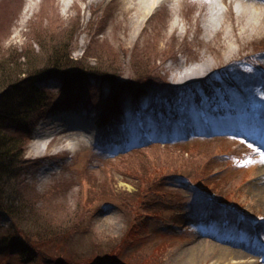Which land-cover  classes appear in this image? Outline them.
<instances>
[{
    "label": "rangeland",
    "instance_id": "374dc122",
    "mask_svg": "<svg viewBox=\"0 0 264 264\" xmlns=\"http://www.w3.org/2000/svg\"><path fill=\"white\" fill-rule=\"evenodd\" d=\"M66 3L0 0V17L9 13L0 18V62L9 58L23 70L18 92L0 100V112L37 91L48 109L53 105L30 126L18 181L0 171V264H20V252L3 245L25 235L41 256L77 248L83 257L77 264H103L96 260L102 256L119 264H264V0H248L250 37L229 52L221 41H206L210 26L200 16L224 13V31L216 37L228 34L231 16L220 0H181L158 9L137 42L125 40L115 2ZM41 32L36 42L43 49L36 42L31 48ZM60 44L73 62L66 55L61 61ZM11 48L33 57L18 61L8 55ZM109 57L121 63L119 72ZM81 59L84 65L75 63ZM82 66L97 72L80 76ZM48 68L63 74H36ZM157 81L171 92H161L151 107V92L139 86ZM118 119L125 120L127 141L109 129ZM50 122L89 133L72 153L51 138L44 156L36 157L35 135L43 131L40 123ZM250 122L255 129L245 126ZM46 167L52 171L42 172ZM138 207L144 213L131 224L128 214ZM56 219L72 227L49 244L47 221ZM66 237L73 240L68 245L61 242ZM163 244L164 254L154 261L137 251ZM40 264L75 263L46 257Z\"/></svg>",
    "mask_w": 264,
    "mask_h": 264
},
{
    "label": "trees",
    "instance_id": "16d2710c",
    "mask_svg": "<svg viewBox=\"0 0 264 264\" xmlns=\"http://www.w3.org/2000/svg\"><path fill=\"white\" fill-rule=\"evenodd\" d=\"M0 18L2 20L9 19V13L7 12L6 14H4V16ZM43 32L38 33L37 37L35 38V41L30 42V45H29L30 47L33 46V43L36 42L38 38L42 37ZM36 43L40 46L41 49H43V42L40 41ZM61 47H62V44H60V49L56 52L59 54L61 61L67 60V57H64V55H66L69 58V62H73L69 56V53H67V51H64V49H62ZM11 51L12 52H10V54L8 53L9 56H13L18 61H24L25 63L27 62L26 61L27 59H30L33 57L30 53V50L28 49H24V51H22L23 57L17 53L18 51L17 48H11ZM82 60L83 59L77 60L75 61V63L76 62L82 63L80 62ZM108 60L110 61L111 64H113L112 62H116L115 68L117 69V72H119V70L121 69V63L117 59H113L111 57H109ZM82 65L84 64L82 63ZM34 66L35 64H33V67ZM21 68H22L21 63L13 62L9 58L7 60H2L0 62V100H4L9 95L16 94L18 92V86L22 82L21 81L20 83H18V78L21 76L22 71H23ZM81 72L82 74L80 76L85 77L88 75H95V72L97 71L94 67H89V66L83 67L82 66ZM98 73L103 77H108L106 73L99 72V71ZM36 74H41L44 78L46 74H49L52 76L55 74L61 75L63 74V71L55 69V68H48ZM23 81H26V78L23 79ZM119 87H121V84ZM139 87L145 88L151 92L153 96L150 99L151 107H155L157 105V95H160L161 92H164L165 95L171 92V89L167 87V85L159 81L148 82V83L140 85ZM132 89H135V88L133 87ZM42 97H43L42 93H39V91H37L35 95L30 98H24L22 101H18L16 103H9L8 106L5 108V111L0 112V119H1L0 121V171L3 175H7L8 177H10L11 180L18 181L21 175V167L24 164V152H25L24 149H25L26 144L29 141V133L31 129L30 126L33 125L37 119L39 120L40 118L45 117L47 113H50L53 110V105H52V109H48L44 105ZM137 100L139 101V98H137ZM29 108L31 109V112H29ZM27 113H31V114H27ZM240 115L241 114L239 115L235 114L236 117H240L239 119L241 122H244L246 120L245 116H240ZM124 122H125L124 119L123 121L121 119H118L116 121V124H114L112 127H109V129H113L112 131H114V136L116 139L125 138L124 140L127 141L128 137H122L125 134ZM11 123H15L18 127L22 128L23 131L11 129L9 127V124ZM119 128L123 132L120 130V132L116 134L115 132L118 131ZM250 128L255 129L256 127L251 126ZM105 138L106 137H102V141H104ZM184 178H188V177H184ZM155 179H156V176H154L153 180ZM138 188L141 189V186H138ZM3 191H5V186L3 183L0 182V199L1 200H2L1 197H2ZM133 195L140 196L141 193H133ZM138 205L139 203H137L135 208ZM143 213H144V210L140 209V207H138L134 215L129 213L128 218L133 217L130 223L132 224L135 217H140ZM13 215L15 217V213H13ZM52 223L54 224L51 225ZM35 226L36 228L40 227L39 224H35ZM47 226L51 230L46 237L47 243L49 244H52V242L58 239L59 236L64 237L67 232L68 233L70 232L71 227H72V226H68L64 220L60 222L59 219H56L55 221L48 220ZM26 239H30V237L28 235H25V241H23L19 237H16L13 239H6L7 241H10L11 243L8 244L7 246L3 245L5 248H8V249L12 248L20 252L22 256L20 264H40L42 260H45L46 257L58 258V259L66 260V261L77 264L83 258V257L81 258V255L78 254L77 248H71L70 250L64 249V248H61L59 250L51 249L50 250L51 253L43 252V256H41L42 254L39 248L37 246H32ZM72 241L73 240L69 237H66L65 239L61 240V242L64 243L65 245H68L69 242H72ZM129 248H131L132 250L135 249L132 243ZM144 249L146 250V248H139L137 251L141 252V256L149 259L150 261H154L157 258L161 259L162 255L165 252V245L163 244V247L161 245H157V247L153 248L152 251H150L149 253L144 252L145 251ZM87 251H90L89 248H86V252ZM92 252H96V250ZM52 253H56V255H53ZM114 258L116 257H113V256L103 257L102 256V257L96 258V260H102L100 263H103V264H106V263L109 264L110 262H112L111 264H119L117 262L120 260H114Z\"/></svg>",
    "mask_w": 264,
    "mask_h": 264
},
{
    "label": "bare ground",
    "instance_id": "6f19581e",
    "mask_svg": "<svg viewBox=\"0 0 264 264\" xmlns=\"http://www.w3.org/2000/svg\"><path fill=\"white\" fill-rule=\"evenodd\" d=\"M69 4L66 3L68 8L76 3L77 0H68ZM91 1V0H90ZM109 2H115L118 6V14L115 16L117 23H122V27L128 30V36L125 37L127 42H137L140 39L142 32L149 25L151 18L154 14L171 3L180 2L181 0H108ZM221 3H224L227 7V10L230 13L231 20L229 23L230 29L229 33L223 36L222 38L216 37L220 32L224 31L223 28H220V25L223 21H226V16L224 13L222 15L213 14L210 10L203 14V11L200 12V16H204L205 28L210 26V33L206 41H221L224 46H226L227 51H232L229 47L232 44H240L246 42L251 33V23L249 21V10L250 5L248 0H240L239 3H235V0H220ZM31 9H35V3L31 4ZM30 11L29 6L25 8L24 13ZM121 16V19H119ZM225 18V19H224ZM46 20V19H43ZM122 20V21H120ZM42 22V20H41ZM174 30H178V26L175 23ZM232 33V35L230 34ZM85 38L83 37V41ZM226 44V45H225ZM112 53L117 54V52L110 47ZM61 122L60 119H56ZM40 127L43 130L40 133L35 135L36 141L31 146V151L36 157L44 156L46 147L48 146L49 139L57 140L58 146L63 145L67 151L73 152L75 148V143L85 142L87 137V132L89 130L81 131L78 127H72L70 125L57 124L56 122L50 123H40ZM53 131L49 132V130ZM89 133V132H88ZM46 169H43L42 172H45ZM236 263V262H235ZM228 263V264H235ZM242 264V263H239Z\"/></svg>",
    "mask_w": 264,
    "mask_h": 264
}]
</instances>
